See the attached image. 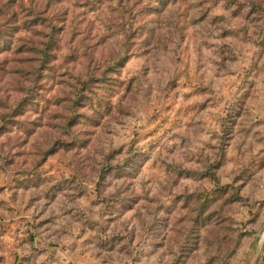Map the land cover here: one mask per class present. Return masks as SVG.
Masks as SVG:
<instances>
[{
  "label": "rangeland",
  "instance_id": "1",
  "mask_svg": "<svg viewBox=\"0 0 264 264\" xmlns=\"http://www.w3.org/2000/svg\"><path fill=\"white\" fill-rule=\"evenodd\" d=\"M0 264H264V0H0Z\"/></svg>",
  "mask_w": 264,
  "mask_h": 264
},
{
  "label": "trees",
  "instance_id": "2",
  "mask_svg": "<svg viewBox=\"0 0 264 264\" xmlns=\"http://www.w3.org/2000/svg\"><path fill=\"white\" fill-rule=\"evenodd\" d=\"M160 1L161 0H158V1L157 0H152V2L157 3V4H158V2L160 3Z\"/></svg>",
  "mask_w": 264,
  "mask_h": 264
}]
</instances>
